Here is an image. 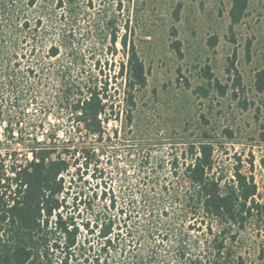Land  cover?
<instances>
[{
  "label": "trees",
  "instance_id": "1",
  "mask_svg": "<svg viewBox=\"0 0 264 264\" xmlns=\"http://www.w3.org/2000/svg\"><path fill=\"white\" fill-rule=\"evenodd\" d=\"M35 2L0 0V90L10 93L9 100L17 106L28 101L22 92L35 85L48 86L51 81L55 91L50 103L73 126L61 132L64 138L55 126L37 134L43 128L41 122L26 128L22 117L11 122L3 120L5 116L0 113L2 136L9 143L3 146L0 142V264H220L224 247L218 236L230 233L232 228L242 230L253 218L264 223V203L255 200L253 177L241 174L239 167L233 172L231 185L214 177L213 148L203 131L199 138L182 142L186 148L171 163L181 185L179 190L163 186L152 194L139 192L138 202L117 201V193L102 181L106 170L101 157L106 152L98 150L96 142L108 140L107 125L114 115L110 81L120 79L124 83V129L132 124L135 92L146 86L142 61L134 42L128 39L131 31L126 26L118 36L119 30L109 22L108 44L105 48L93 45V51L87 54L63 32L45 54L54 62L44 65L35 56L36 46L32 44L39 36L41 18L31 26L26 12ZM247 4L248 0L231 1L230 31L244 18ZM56 6L61 8L63 1L56 0ZM209 42L214 46L216 39ZM116 44L125 63H120L111 76L105 70L111 65L105 61L102 68L99 57L104 52L115 55ZM172 47L180 56L179 43L174 41ZM233 60L227 71L233 74V86L241 92ZM36 75L39 78L31 82ZM206 77L208 88L199 87L197 91L207 96L211 89L223 96L225 86L212 78L208 68ZM254 89L258 94L264 92V70L255 74ZM114 117L118 120V114ZM81 132L84 141L80 142L76 136ZM111 134L117 136V130ZM181 159L188 162L179 170L177 162ZM249 163L252 167L251 160ZM165 201L173 206L171 212ZM134 216H152V220L136 232L129 226ZM169 216L181 227L187 223V230L206 236L207 229L214 234L213 258L206 260V242L199 249L178 229L164 233L162 224ZM262 232L264 244V227ZM155 237L161 238L158 243L162 245L172 239L171 257L160 256L156 248H145ZM260 260L264 264V249Z\"/></svg>",
  "mask_w": 264,
  "mask_h": 264
},
{
  "label": "rangeland",
  "instance_id": "2",
  "mask_svg": "<svg viewBox=\"0 0 264 264\" xmlns=\"http://www.w3.org/2000/svg\"><path fill=\"white\" fill-rule=\"evenodd\" d=\"M62 1L61 8H57L56 0H36L26 9L31 26L37 19L41 18L42 22L39 36L32 43L39 62L44 65L54 62L45 54L63 32L81 46L83 54L91 53L93 45L105 48L109 42L107 25L112 22L119 30L118 36L126 26L131 31L128 39L134 42L145 70L146 86L135 92L136 107L128 129L123 128L122 122L124 83L120 79L110 81L112 110L114 115L118 114V120L112 115L107 125L108 140L96 142L100 146L98 150L106 152L101 157L106 170L102 181L114 189L117 201L138 202L139 192L152 194L163 186L179 190L181 185L173 175L171 163L186 148L182 142L197 139L205 131L209 138L206 140L213 148L214 177H221L231 185L233 172L239 167L241 174L253 177L258 189L257 200L264 203V92L258 94L254 89L255 74L264 70V0H248L244 18L232 31L228 17L232 0ZM211 38L216 39L214 46L209 42ZM174 41L179 43L180 56L172 47ZM116 49L118 52L113 56L104 52L99 57L102 68L105 61L111 65L105 67L111 76L120 63H125L119 44ZM233 57L241 92L233 86V74L227 71ZM85 68L89 70V61L85 62ZM207 68L212 78L225 86L223 96L211 89L207 96L197 91L199 87L208 88ZM38 78L36 75L31 82ZM54 91L51 81L48 86L35 85L21 94L28 101L15 106L9 100L10 93L0 90L3 120L13 122L20 116L26 128L41 122L43 128L37 134L42 130V133L51 131L55 126L64 138L61 132H68L73 122H67L66 116L51 105ZM112 130H117V136L111 134ZM2 132L0 127V142L7 146L9 143ZM76 140L84 141V134L79 133ZM88 142L95 141L88 139ZM187 162V159L178 160V169ZM165 206L171 212L173 206L167 201ZM151 217L134 216L129 226L133 231H140ZM163 222L164 233L178 229L187 234L196 248L201 249L206 242V260L213 258L214 234L210 235L207 229L206 236L187 230V223L181 227L172 216ZM263 227L261 220L253 218L242 230L232 228L230 233L218 236L224 247L220 264L240 261L262 264ZM160 240L155 237L145 248H156L160 256L171 257L172 239L167 244L165 241V245L159 244Z\"/></svg>",
  "mask_w": 264,
  "mask_h": 264
},
{
  "label": "built area",
  "instance_id": "3",
  "mask_svg": "<svg viewBox=\"0 0 264 264\" xmlns=\"http://www.w3.org/2000/svg\"><path fill=\"white\" fill-rule=\"evenodd\" d=\"M253 181H254V179H253ZM254 184H255V186H256L255 181H254ZM256 188H257V186H256ZM257 196H258V189H257ZM257 196H255V200L258 202V200H257Z\"/></svg>",
  "mask_w": 264,
  "mask_h": 264
}]
</instances>
